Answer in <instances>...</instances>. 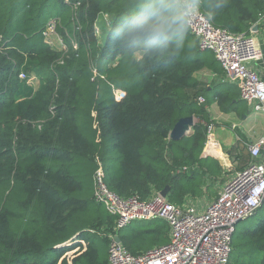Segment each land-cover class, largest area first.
<instances>
[{
    "label": "trees",
    "instance_id": "obj_1",
    "mask_svg": "<svg viewBox=\"0 0 264 264\" xmlns=\"http://www.w3.org/2000/svg\"><path fill=\"white\" fill-rule=\"evenodd\" d=\"M141 2L0 0V264H106L111 235L133 255L168 242L160 219L115 229L116 216L93 198L96 156L120 197L147 200L168 186L167 200L181 205L198 193L210 121L201 91L191 89L195 72L216 69L215 60L190 32L179 54L143 61L126 52L123 21ZM199 9L211 17L212 0H199ZM263 11L264 0H227L212 23L249 33ZM50 19L67 43L74 33L76 47L45 41ZM216 100L222 106V93ZM187 116L192 133L172 140L169 131ZM76 233L78 241L57 247ZM227 264H264V218L234 230Z\"/></svg>",
    "mask_w": 264,
    "mask_h": 264
},
{
    "label": "built area",
    "instance_id": "obj_2",
    "mask_svg": "<svg viewBox=\"0 0 264 264\" xmlns=\"http://www.w3.org/2000/svg\"><path fill=\"white\" fill-rule=\"evenodd\" d=\"M209 18L199 9L189 32L197 39L200 50L213 52L223 68V80L237 84L240 99L249 103L253 110L264 113V80L254 66L263 58V53L254 32L233 33L215 26ZM103 19L108 25L107 17L103 16ZM53 22L52 31L50 23H47L43 32L50 46L52 39L48 34L57 35ZM262 23L264 11L255 24ZM32 77L28 78V83L32 84ZM19 78L26 79V74L21 71ZM198 101L203 102L204 98L198 97ZM210 130L211 126H207L206 146L214 145ZM248 152L249 161L234 171L222 184L217 196L202 210L191 204H173L159 192L153 193L147 200L136 195L120 197L106 186L103 164L96 156L93 198L116 216V230L136 220L160 219L169 226L167 243L137 255L116 242V235H111L106 264H227L235 223L257 207L264 194V137L252 142ZM183 170L187 168L183 167Z\"/></svg>",
    "mask_w": 264,
    "mask_h": 264
},
{
    "label": "crops",
    "instance_id": "obj_3",
    "mask_svg": "<svg viewBox=\"0 0 264 264\" xmlns=\"http://www.w3.org/2000/svg\"><path fill=\"white\" fill-rule=\"evenodd\" d=\"M260 33L263 34L264 31L259 28L254 35L263 53V58L254 63V66L264 78V38L260 39ZM201 51L211 53L214 57L210 50ZM214 60L216 69L206 65L195 72V86L191 89L192 92L201 91L197 99L203 97L204 101L197 100L198 103H208L206 114L210 121L208 126H211L210 137L214 142V145L206 146L205 141L199 154L202 160V170L200 172L201 182L197 185L198 193L195 196H185L183 200V203L194 205L197 210H202L208 202L214 199L222 184L233 175L235 170L247 163L249 145L258 138L264 137V113L253 110L249 103L240 99L237 84L223 80V68L215 57ZM37 80L35 77L36 83L32 82L34 88L39 85ZM116 90L113 89L114 95L117 94ZM218 93H222L224 97L222 106L216 100ZM139 221L143 220L134 222ZM72 237L65 243H70ZM81 242L84 244L82 240Z\"/></svg>",
    "mask_w": 264,
    "mask_h": 264
},
{
    "label": "clouds",
    "instance_id": "obj_4",
    "mask_svg": "<svg viewBox=\"0 0 264 264\" xmlns=\"http://www.w3.org/2000/svg\"><path fill=\"white\" fill-rule=\"evenodd\" d=\"M226 6L227 0H212L209 22ZM197 11L199 0H142L139 10L123 21L124 50L143 61L179 54Z\"/></svg>",
    "mask_w": 264,
    "mask_h": 264
},
{
    "label": "rangeland",
    "instance_id": "obj_5",
    "mask_svg": "<svg viewBox=\"0 0 264 264\" xmlns=\"http://www.w3.org/2000/svg\"><path fill=\"white\" fill-rule=\"evenodd\" d=\"M48 23H50L49 27L51 28V31H52V27H53V24H52V23H54V22H53V19H50ZM103 23H104V21L102 20V18H99L98 21H97L96 24H95L96 32H97L96 35H97V37H99V38L102 37V35H104V34H102V33L104 32L103 27L105 26V24H103ZM79 31H80V29L77 30L76 32H79ZM66 36H67V38L70 37L69 40H68V43H70V45H74V44L76 43L74 33H67ZM259 36H260V39H263V38H264V33H263V34L260 33ZM48 37H49L50 39H52V40H51V47H52L53 49H56V50H63V51H66V50H67V48H68V43H67L66 40H64V39L62 38L61 35L58 34V35H56V36H53L52 33H49V34H48ZM32 78H33L32 82L34 81V84H35V83H36V82H35V76L32 77ZM37 81H38V80H37ZM110 166H111V167L116 166V158H115V157H114V159H112V162L110 163ZM88 217H89L88 215H85V216L82 217L81 219H83V220H87ZM263 218H264V206H263V208L258 209V210H257L253 215H251L250 217H248V218H246V219H243V220L239 221V222L235 225V229H236V231H240V230L243 229V228H250V227H252L257 221H259V220H261V219H263ZM80 222H81V221H80ZM74 226H75V224H74Z\"/></svg>",
    "mask_w": 264,
    "mask_h": 264
},
{
    "label": "water",
    "instance_id": "obj_6",
    "mask_svg": "<svg viewBox=\"0 0 264 264\" xmlns=\"http://www.w3.org/2000/svg\"><path fill=\"white\" fill-rule=\"evenodd\" d=\"M258 26L256 24L253 25V27L251 28V31L255 32L257 31ZM194 124V117L193 116H187V117H182L179 118L175 124L173 125V127L171 128V130L169 131V137L172 140H178L184 136H187L191 133L192 131V126ZM169 187L165 186L162 190L159 191L160 195L163 197H166L167 192H168ZM264 203V194L262 196L261 202L260 204L255 207L254 209H252L250 212H248L247 214H245L243 217H241L236 223L235 225L243 220L246 219L248 217H250L251 215H253L259 208L260 206ZM79 233H76L73 237L72 240H74V238H76L78 236ZM115 241L119 242V238L115 237ZM67 245L66 243H63L61 245H58L57 247H61V246H65Z\"/></svg>",
    "mask_w": 264,
    "mask_h": 264
}]
</instances>
